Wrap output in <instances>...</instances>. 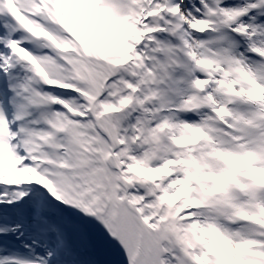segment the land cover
Here are the masks:
<instances>
[{
  "label": "snow or ice",
  "instance_id": "1",
  "mask_svg": "<svg viewBox=\"0 0 264 264\" xmlns=\"http://www.w3.org/2000/svg\"><path fill=\"white\" fill-rule=\"evenodd\" d=\"M0 264H264V0H0Z\"/></svg>",
  "mask_w": 264,
  "mask_h": 264
}]
</instances>
